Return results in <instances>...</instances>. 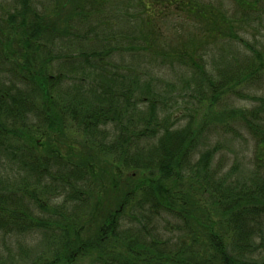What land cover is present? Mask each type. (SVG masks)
<instances>
[{
	"label": "trees",
	"instance_id": "16d2710c",
	"mask_svg": "<svg viewBox=\"0 0 264 264\" xmlns=\"http://www.w3.org/2000/svg\"><path fill=\"white\" fill-rule=\"evenodd\" d=\"M19 2L20 9L7 14L11 24L21 19L18 42L25 51L11 70L19 84L10 75L11 84L0 87V230H49L53 258L40 264H72L90 252H97L99 264H264L257 252L263 240L255 243L263 239L264 175L239 181L212 169L213 152L197 149L201 125L160 118L164 103L156 92L124 85L123 76L108 68V51L51 54L56 37L67 31L30 9L28 0ZM131 2H140L139 12L161 6L143 19L147 30L159 13L166 16L162 10L194 15L205 32L219 28L216 15L207 11L206 18L191 0ZM52 59H60L56 74L48 65ZM196 72L212 87L197 64ZM219 96L211 95L212 105ZM106 156L112 158L108 163ZM8 164L16 172L4 173ZM60 197L74 203L64 222H48L29 205L50 210ZM134 203L140 212L175 214L190 238L178 252L165 253L157 240L146 241L142 228L120 233L121 216L133 217Z\"/></svg>",
	"mask_w": 264,
	"mask_h": 264
},
{
	"label": "rangeland",
	"instance_id": "374dc122",
	"mask_svg": "<svg viewBox=\"0 0 264 264\" xmlns=\"http://www.w3.org/2000/svg\"><path fill=\"white\" fill-rule=\"evenodd\" d=\"M191 1L201 14L205 11L206 18L216 15L218 30L205 32L194 15L172 10H162L166 16L159 13L147 30L143 19L158 13L161 6L147 5L139 12L136 6L140 2L131 0H28V5L67 31V35L56 37L51 54L108 51V68L123 76L124 85L139 90L150 87L156 92L166 107L161 106L160 118H178L180 125L189 122L192 128L203 127L197 149L213 152L212 169L239 181L264 175V0ZM14 9H20L19 0H0V87L11 84L8 76L16 77L11 70L25 51L18 42L22 38L20 17L13 16V24L7 21V14ZM59 62L52 59L48 64L52 74H56ZM196 64L211 79L212 87L201 80ZM236 80L239 83L230 90L219 92ZM13 82L19 84L17 77ZM216 92L220 96L212 105L211 95ZM104 160L108 163L112 158ZM7 166H3L4 173L16 172V167ZM70 204H64L60 197L50 203L53 210L29 205L33 214L48 222H64L63 216L72 212ZM142 211L134 203V218L129 217L130 212L123 213L119 232L129 236L142 228L146 241L157 240L165 253L178 252L183 240L190 238L185 222L175 214ZM262 237L255 243L263 240L264 245V231ZM53 248L52 233L45 228L25 233L0 230V264H40L53 258ZM257 252L264 255V248L258 247ZM96 256L97 252H90L72 264H99Z\"/></svg>",
	"mask_w": 264,
	"mask_h": 264
}]
</instances>
